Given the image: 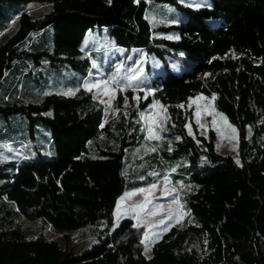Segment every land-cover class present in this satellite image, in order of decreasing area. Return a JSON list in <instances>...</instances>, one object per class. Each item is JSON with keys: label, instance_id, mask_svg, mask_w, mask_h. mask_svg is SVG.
<instances>
[{"label": "trees", "instance_id": "1", "mask_svg": "<svg viewBox=\"0 0 264 264\" xmlns=\"http://www.w3.org/2000/svg\"><path fill=\"white\" fill-rule=\"evenodd\" d=\"M0 1L22 7L18 27L0 43V94L12 102L0 104V115L25 117L31 138L41 122L48 146V155L18 163L60 171L53 227L90 237L75 250L70 242L28 231L22 213L6 200L19 164L9 174L4 160L0 218L12 216L0 225V264H264V0H210L197 8L178 0ZM152 1L173 4L184 12L183 21L151 27L146 8ZM31 2L50 8L35 17L27 12ZM93 28L105 29L117 46L143 49L164 62L149 86L165 113L159 139H146L139 115L151 96L138 90L134 104L131 88L119 91L116 114L104 121L103 105L82 86L91 63L81 45ZM170 30L177 39L155 35ZM178 54L191 69L169 68L166 56ZM197 93L212 97L236 127L239 163L216 151L211 130L198 131L187 107ZM134 148L138 153L127 152ZM165 176L183 185L179 200L187 214L153 242L147 257L144 227L130 215L114 224V208L124 192ZM39 207L44 223L43 197Z\"/></svg>", "mask_w": 264, "mask_h": 264}, {"label": "rangeland", "instance_id": "2", "mask_svg": "<svg viewBox=\"0 0 264 264\" xmlns=\"http://www.w3.org/2000/svg\"><path fill=\"white\" fill-rule=\"evenodd\" d=\"M178 2L193 8L210 6L211 3L210 0H178ZM49 8V3L40 5L38 2H31L28 4L27 12L36 17ZM21 9V6H15L8 1H0V11H2L0 14V43L18 27L16 13ZM146 17L151 27L155 28L160 25H178L183 21L185 14L171 3L152 1L147 5ZM1 24H6L7 28L1 30ZM155 35L171 40L178 38V32L175 30L156 31ZM46 36L50 39L52 29L46 31ZM25 44L26 41L22 43V45ZM81 49L91 63L84 88L103 105L104 121L116 114L118 109L116 98L119 91L123 92L131 88L134 104H136L138 90H142L144 96H151L150 105L139 112L146 139L149 141L159 139L165 113L162 104L153 96V90L149 86L156 75L164 72V62L153 54H147L143 49H126L117 46L105 29L88 30ZM165 61L175 73L192 68V62L182 54L166 56ZM2 88L0 87V91ZM9 103L12 102L3 100L0 94V104ZM187 107L193 109V119L200 134L207 135L209 130L214 133L216 151L220 154H229L239 161L236 127L222 112L214 108L212 97L197 93L189 97ZM123 108H128L126 99L123 101ZM34 127V138H31L25 117L14 114L5 120L0 115V165L4 160L10 161L6 168L9 174L15 172L13 165L23 161V157L27 155L33 158L48 155L47 139L42 133L45 126L41 122H36ZM188 130L191 131L189 125ZM246 135L248 138L251 136L249 126L246 127ZM130 150L127 151L130 154L138 153L135 148ZM59 175L60 171H54L49 165L19 164L17 170L19 178L16 179L12 193L6 197V200L8 203L13 202L22 213L28 231L48 234L62 244L70 242L77 250L84 240L90 238L88 234H79V230H71L64 235L53 227L55 208L53 210L52 203L60 189ZM182 186L179 183H173L169 176H165L157 183H150L124 192L116 201L113 214L114 224L130 215L136 224L142 225L144 227L142 242L144 254L147 257L151 254L153 242L172 224L182 221L187 214L179 200V194L183 190ZM42 197L45 204L44 218L46 221H43L44 223L39 218ZM9 215L12 216V213L7 212L4 218H0V225H5ZM10 221L13 224L15 219ZM19 225L24 228L23 222Z\"/></svg>", "mask_w": 264, "mask_h": 264}, {"label": "crops", "instance_id": "3", "mask_svg": "<svg viewBox=\"0 0 264 264\" xmlns=\"http://www.w3.org/2000/svg\"><path fill=\"white\" fill-rule=\"evenodd\" d=\"M67 73H68L67 71H64V73H63V77H65L66 75H68ZM70 75H72V73H70ZM87 76H88V74H87ZM87 76L84 78V81H83V83H82V86H83V87H84V82H85V79L87 78ZM65 81H66V80H65ZM65 81H64V82H65ZM49 82H50L49 80L46 82V83L48 84L47 86H49ZM64 82H63V80H62L61 83H64ZM51 84H52V83H51ZM63 86H64V85H63ZM37 87H38V86H37ZM38 93H39V89H38V88H34V89H33V93H32V95L35 96V95L38 94Z\"/></svg>", "mask_w": 264, "mask_h": 264}, {"label": "snow or ice", "instance_id": "4", "mask_svg": "<svg viewBox=\"0 0 264 264\" xmlns=\"http://www.w3.org/2000/svg\"><path fill=\"white\" fill-rule=\"evenodd\" d=\"M95 87H99L98 85H94ZM105 87H107V85H105ZM89 90H90V88H89ZM213 99H215V97H213ZM235 130L233 129V132H234ZM237 163H239V161H237ZM153 187H155V185H153Z\"/></svg>", "mask_w": 264, "mask_h": 264}]
</instances>
